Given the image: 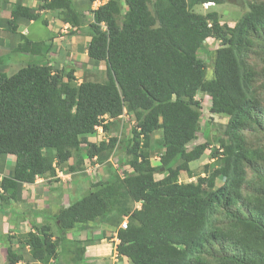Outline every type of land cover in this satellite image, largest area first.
<instances>
[{
    "label": "trees",
    "instance_id": "trees-1",
    "mask_svg": "<svg viewBox=\"0 0 264 264\" xmlns=\"http://www.w3.org/2000/svg\"><path fill=\"white\" fill-rule=\"evenodd\" d=\"M208 1L226 0H107L95 9L87 24V54L93 62L104 61L107 78L102 82L78 83L74 68L47 61L49 45L42 51L44 41L24 35L14 49L37 60L9 75L8 56L0 55V156H14L11 173L0 180L5 192L0 200L22 204L23 183L39 175L54 176V161L74 173L84 158L110 153L117 137L94 143L86 136L101 116L117 118L126 109L135 119L124 145L129 155L125 163L132 170H124L121 177L107 165L105 178L61 206L52 215L57 238L52 239L48 224L20 234L35 264L55 258L58 241L70 229L90 222L117 225L123 214L129 217L127 227L117 231L119 252L133 264H264V150L249 144L243 132L259 123V113L264 115V96L259 101L250 89L261 68L244 59L252 40L264 46V0H247V11L234 27L220 23L216 11L191 9ZM71 3L50 0L46 5L62 8L63 21L84 24L81 11ZM12 15L38 17L20 3ZM209 37L220 44L211 51L212 73L207 77L200 53H208ZM198 91L210 96L211 112L228 115L226 137L220 141L221 152L211 150L219 164L206 162L208 174L179 183L181 173L191 176L189 162L201 157L209 144L207 128L202 131L205 141L191 143L200 130ZM160 128L161 136L151 145V135ZM153 149L160 150L157 165L151 162ZM245 164L262 177L257 179L258 192L246 196ZM161 166L164 176L155 179ZM137 200L140 208L131 209ZM210 241L231 252L208 256L205 246ZM8 249L13 264L21 256ZM82 251L79 247L68 263L81 264Z\"/></svg>",
    "mask_w": 264,
    "mask_h": 264
},
{
    "label": "rangeland",
    "instance_id": "rangeland-1",
    "mask_svg": "<svg viewBox=\"0 0 264 264\" xmlns=\"http://www.w3.org/2000/svg\"><path fill=\"white\" fill-rule=\"evenodd\" d=\"M152 3L154 0H150ZM150 2V5H152V3ZM248 8V4H247V0H226L224 3L222 4H214V5H209L207 7L204 6H196L191 8L193 11H197V12H202L205 13L207 11H211V10H215L218 13V17L219 20L222 24H226L228 26H233L239 19L240 17L247 11ZM37 26H40L42 29L43 27V23L42 21L39 19L36 22ZM61 34V33H60ZM68 34H70L68 32ZM61 35H67V33H62ZM263 38V36H261ZM85 41L87 42V39H84L83 37L79 38V39H74L72 41V39L70 38V36H68L67 39L63 40V43L66 44L67 46L73 45L76 48L79 47V44H81L82 46L85 45ZM207 43V49H208V53L207 52H201L200 56L205 60L206 63V75L207 77H209L211 75V67H212V53L211 50H213L214 48H216L220 43L219 41L213 39V38H209L206 40ZM69 49V47H68ZM71 50V49H69ZM64 52V51H63ZM64 55L66 56V59L68 60V62L70 63L69 67L70 68H74L75 70V76L77 78V82H79L81 79L83 80H94V81H99L102 82L104 80H106V74H105V69H104V62H100L103 65V69L97 68V69H84L82 66V64L84 63V66L87 65H91V62H88L87 60H82V59H78L81 58V53H76L73 52L72 53H65ZM77 57V58H76ZM244 59L246 61L247 64H251L252 66H254L255 68H257L256 70H260L258 68H261L260 70V74L257 75V77L255 79H253L252 83H250V89L251 92L253 94V96H256L257 100H261L264 96V75L262 74V69L264 67V46L258 41V40H252L251 43H249V47L247 52L244 54ZM11 60V58H7V61ZM34 61L32 58L29 59L28 57H21L19 59V61L17 63L13 64H8L9 70L6 72L7 74H12L15 71H17V69L19 67L25 66L27 63ZM99 63V64H100ZM10 65V66H9ZM197 98L200 101L201 104V116H200V130L197 133V137L195 140L192 141V143L195 142H203L205 141V137L202 134V131L205 130V128L208 129V137H207V142L208 144V148L205 150V152L203 153V155L196 161H193L190 163V168H191V175L193 177H191V180H195L196 176L198 174H208V171L210 170V168L208 169V171H205L203 165L206 162H210L213 163L215 161L214 164H219V159H215V157H212L211 155V150L218 148L220 149V152L222 150V145L220 143L222 138H225L226 136L223 134V130L225 129V124L227 122L228 119V115L226 114H218V113H213L210 111V103H209V97L205 96L204 94L200 93L197 95ZM258 116H261V118L258 119L259 123H256L252 128H247L245 129L244 132V137L247 139L248 143L254 146H261L264 150V115L263 114H258ZM133 116H124L123 120L121 121H117L116 123H111L109 124L108 130H106L105 133V137L106 136H118L119 138L121 137V139L119 140V143L117 145L116 150L114 151V153L112 154L111 160L113 161L116 157L122 158V156L124 157L125 152L124 149L121 148L120 146L123 145V142L126 139L127 134H129L130 131V126L133 124ZM156 135L153 134L152 138H154ZM95 138V136H94ZM156 152L155 150L153 151V153ZM154 162H157L156 158L153 159ZM217 162V163H216ZM74 163V158H70L68 161L69 165H72ZM109 162H104L103 165L107 164ZM67 164V165H68ZM107 166L105 165L103 168V170L99 171V173L101 172V178H104L106 175H104V172H106ZM66 166L65 168H63L64 170H66ZM83 168V166H82ZM123 168L124 167L123 165ZM245 168V182L244 184H242V194L244 196L246 195H251V194H256L255 192H258V189L260 187V184L257 182L258 180H262V177H264V173L261 174L262 177H257V175L252 171L251 167L247 164L244 165ZM76 177V180H74L73 176H71V183L66 182L62 188V193H63V203H67V201L69 202V197L71 195V193H73L74 190H76L77 195L75 196V198L73 199H77L80 198L82 195L85 194V189L86 187L90 184V181L87 180L86 178V174L85 172L80 168V170L76 171L75 173H73ZM162 175L161 174H155L156 178H160ZM63 180H67L68 178V174L64 173L62 175ZM182 179V178H181ZM222 183V180H220L219 178L216 179V185H220ZM31 186L27 187V189L23 190V192H26L29 190ZM47 191V189H46ZM25 196L27 195V193H23ZM29 195V194H28ZM24 196V197H25ZM40 199H37L39 198ZM41 200V196L36 195L33 198V202H40ZM62 203V204H63ZM249 202H245L244 205H246L249 209L251 210V203ZM56 206H60L59 204L56 203ZM56 212V211H55ZM251 213V211H249ZM6 218V217H5ZM34 220H32L33 222ZM40 222H46L50 225V228H52V233L53 235H57V231H56V227L54 224V218H50L46 220H42L40 219ZM99 228H95L94 231H98ZM93 231V229H89L86 232H79L76 233V230L73 229L71 231H69L65 237L63 239H60L58 241V255L56 256V258L59 261L60 264H64L61 258V252L65 251V255L66 256H71L74 251H75V247H76V239L79 238L80 240H82V242H85V244L87 245L88 242H86V238L87 235L89 236L90 233ZM18 236L19 233L17 234ZM85 245V247H86ZM99 245H96L95 247H98ZM90 248L91 246L88 245L85 249V262H87L91 257L90 255H93L90 253ZM205 248L207 249V251L210 253L208 256H217L223 253H230L231 249H227L225 247H223L220 243H218L217 241H210L209 243L206 244ZM100 258H102V261L99 262H103L102 264H109L108 262H106V258H104L101 253H99ZM209 258V257H208ZM55 261L52 260L49 262V264H54ZM111 264V262H110ZM120 264H132L131 262H129V260L124 259L123 261L120 260Z\"/></svg>",
    "mask_w": 264,
    "mask_h": 264
},
{
    "label": "crops",
    "instance_id": "crops-1",
    "mask_svg": "<svg viewBox=\"0 0 264 264\" xmlns=\"http://www.w3.org/2000/svg\"><path fill=\"white\" fill-rule=\"evenodd\" d=\"M49 2L50 0H0V55L11 58L7 62V65L10 63L14 65L21 57L31 58L28 52H18L14 49L16 44L22 39L20 36L24 35L34 41H44L45 45L42 47V51L46 46H50L47 53V61H56L58 65L62 66L69 64L64 52L72 53L73 51L81 53L82 55L77 60L82 59L92 63V66L90 64L84 66L83 63L82 67L84 69H103L101 63L96 64L95 62L89 61L87 55V45L90 39L87 24L91 21L89 14L90 1L71 0L73 8L78 12L81 11L80 18H84V24L81 25H73L63 21L60 17L62 8L57 7L52 9L47 7L46 4ZM17 3H20V6L27 7L31 12L37 14V19L15 18L12 15V9ZM39 19L43 23V29L36 25ZM60 33H67V35H61ZM68 36H70L72 41L83 37L87 39V42L85 41V45L83 46L79 44L78 48L73 45L67 46L63 43V40L67 39ZM32 58L34 60L38 59L34 55ZM9 68L8 66L5 67V71L7 72ZM13 165L14 156H0V175L10 174ZM29 186H31L29 190L23 192ZM62 188L63 186L60 181L55 179L50 180L49 177L43 176L37 178L33 183H24L22 185L21 198L24 202L22 204L20 203L21 205H18V202H10L7 205L0 203V264L7 263V248L9 246L12 248L13 254L22 256V259L16 264L31 261V259L29 260V248L19 243L17 234L19 233L20 235L32 230V224L44 223L40 222V219L46 220L47 218L48 221L50 216L57 210L58 206H56V202H59L64 197L61 191ZM23 193H27V195L25 196ZM38 194L43 200L33 202L34 196ZM37 199H40V197ZM59 203L61 206L66 205L62 204L61 201ZM43 207L47 208L44 212L38 211ZM32 220L34 221L32 222ZM108 251V244L100 245L99 253H108Z\"/></svg>",
    "mask_w": 264,
    "mask_h": 264
},
{
    "label": "clouds",
    "instance_id": "clouds-1",
    "mask_svg": "<svg viewBox=\"0 0 264 264\" xmlns=\"http://www.w3.org/2000/svg\"><path fill=\"white\" fill-rule=\"evenodd\" d=\"M107 0H105L104 2H102V3H100V4H98V5H94V3H93V0H91L90 1V9H89V14H90V16H91V20H92V17H93V11L95 10V9H97L99 6H101L103 3H105ZM224 3V2H223ZM214 4H217V3H214V2H212V1H208V2H203V3H201V4H196V5H194V7H196V6H204V7H207V6H209V5H214ZM220 4H222V3H220ZM212 11V10H211ZM213 11H215V10H213ZM194 12H197V11H195L194 10ZM208 12V11H207ZM217 12V11H216ZM197 13H201V14H205V13H202V12H197ZM242 17V16H241ZM241 17H240V19H241ZM239 19V20H240ZM238 20V21H239ZM220 21V20H219ZM237 21V22H238ZM236 22V23H237ZM221 23V22H220ZM235 23V24H236ZM235 24L233 25V26H231V27H234L235 26ZM209 38H212V37H209ZM209 38H207V39H209ZM206 39V40H207ZM214 39V38H213ZM205 40V41H206ZM218 41V40H217ZM88 46V45H87ZM219 46V45H218ZM217 46V47H218ZM215 49V48H214ZM212 51V50H211ZM88 55V54H87ZM88 60L89 61H91L90 59H89V56H88ZM93 62V61H92ZM100 62H102V61H99V62H95L96 64H99ZM104 62V61H103ZM27 65V64H26ZM68 67L67 68H70L69 67V65H70V63L69 64H66ZM104 66H105V63H104ZM23 67V66H22ZM19 68H21V67H19ZM18 68V69H19ZM17 69V70H18ZM104 69H105V74H106V66L104 67ZM211 70H212V67H211ZM75 71V70H74ZM211 73H212V71H211ZM74 74H75V72H74ZM10 75V74H9ZM76 77V76H75ZM210 77V76H209ZM77 79V78H76ZM83 79H81L79 82H81ZM88 80H90V79H88ZM91 81H94V80H91ZM78 82V83H79ZM200 93H202V94H204L205 96H208L209 97V103H210V105H211V98H210V96L207 94V93H205L204 91H198L197 93H196V95H195V98L197 99V100H199L198 98H197V95L198 94H200ZM200 102V101H199ZM200 106H201V104H200ZM209 108H210V106H209ZM200 111H201V107H200ZM124 116H133L132 115V113L131 112H128L126 109H124L123 110V112H122V114H120L117 118H112V117H110V116H108L107 114H105V115H103V116H101L100 117V122L97 124V125H95V127H94V132L93 133H90V134H87L86 136H87V140L88 141H91V142H94V143H98V142H100V141H108V139L110 138V137H113V136H106L105 137V133H106V130H108V128L107 129H105V127H104V125L106 126H108L109 127V124H111V123H116L117 121H122L123 120V118H124ZM133 118H134V116H133ZM133 124L130 126V131H129V134H127V136L129 135V137H131V129H132V127L134 126V123H135V119H133ZM161 132H162V129L160 128V129H158L157 131H155L153 134H155L156 136L154 137V138H152V135H151V140H150V144L152 145L153 143H154V141L157 139V138H159L160 136H161ZM94 136H95V138H94ZM127 136H126V139H127ZM116 137V136H115ZM117 138H118V140H117V142H116V144H115V146H114V148L112 149V151L110 152V153H108L107 155H104V156H102V157H99L98 156V154H94L93 156H91V157H86V158H84L83 160H82V163H81V167H79V169H77L76 171H78V170H80V168L85 172V174H86V179L88 180V177L89 178H91V180H90V183L91 182H96V181H98V180H100L101 179V172L99 173V171H101V170H103L104 168V166L106 165H110V167L113 169V170H115V172H117L121 177H123V171L124 170H127V171H131L132 169H131V167L128 165V164H126L125 162H127V158L129 157V155L128 154H126V149L124 148V145H125V141H126V139H125V141L123 142V145H121L120 147L121 148H123L124 149V152H125V155H124V157L122 156V158H120L119 159V157H116L113 161L111 160V157H112V154L114 153V151L116 150V148H117V145H118V143H119V140L121 139V137L119 138L118 136H117ZM193 141V140H192ZM192 141H191V143H192ZM156 151V152H154L153 153V151ZM219 151H220V149H218ZM158 151H160V150H158V149H153L152 150V152H151V155H150V158H151V162H152V164L153 165H157L158 164V162H159V156H160V154H159V152ZM13 156V155H12ZM154 158H156V160H157V162H154L153 161V159ZM200 158V157H199ZM199 158H196V159H194V160H192V161H190L189 162V166H190V163L191 162H193V161H196V160H198ZM121 161H123V163L121 164L120 162ZM55 162V161H54ZM53 162V166H54V168H55V175L54 176H49V179L50 180H52V179H55V180H58V181H60L61 183H62V186H64V184L66 183V182H69V183H71V176H74V174L73 173H71V172H65V171H63L62 169H60L58 166H56L55 165V163ZM104 162H109V163H107V164H105V165H103V163ZM73 165V164H72ZM123 165H124V167H126V168H123ZM82 166H83V168H82ZM107 168V167H106ZM75 171V172H76ZM107 171V170H106ZM163 171V167L161 166L160 167V171H158V172H155L154 174H153V176H154V178L155 179H159V178H156L155 177V174H161L162 176L160 177V178H162L163 176H164V173L162 172ZM74 172V173H75ZM64 173H67L68 174V178H67V180H63V178H62V175L64 174ZM104 175H108V173H106V172H104ZM206 174H198L197 176H205ZM4 176V175H3ZM2 175H0V180H1V178L3 177ZM105 176V177H106ZM197 176L195 177L196 179L195 180H191V177H193L192 175L191 176H187V175H184V174H182L181 173V175H179V177H178V179H177V181L180 183V182H195L196 180H197ZM39 177H43V175H39V176H37L36 178H35V180L37 179V178H39ZM104 177V178H105ZM182 178V179H181ZM35 180L33 181V182H35ZM33 182H31V183H33ZM24 184V183H23ZM65 187V186H64ZM87 188H88V186L86 187V189H85V191L87 190ZM22 192V191H21ZM5 192H4V189L0 186V194H4ZM77 195V192H76V190H74L73 191V193H71V195H70V197H69V202L67 201V203H63L62 201V199L61 200H59V202L61 201L63 204H66L65 206H67L69 203H70V201H72L73 200V198H75V196ZM10 202H15V203H17L16 201H13V200H11V201H7V200H0V203H4L5 205H7V204H9ZM59 202H56L57 204H59L60 206L59 207H57V210L61 207V204L59 203ZM19 205V204H18ZM140 206H141V200H137V201H134V203H133V205H132V207H131V209H139L140 208ZM45 209L44 210H46L47 208L46 207H44ZM49 209V208H48ZM57 210H56V212H57ZM42 212H44V211H42ZM56 212H54V213H56ZM53 213V214H54ZM52 214V215H53ZM52 215L50 216L51 218H52ZM128 217H129V214H123L122 216H121V219H119V222H118V224L117 225H110V224H108V226H106V225H104V224H102V223H97V222H90L86 227H84V228H79V229H75V228H73V229H75L76 230V233H81V232H86L87 230H89V229H93V231L90 233V235L88 236L87 235V238H86V242H88V244L86 245L85 244V242H82V240H80L79 238H77L75 241H76V247H75V251H74V253L71 255V256H66V257H64V255H65V251H63V252H61L62 254H61V258H63L62 259V261H63V263H64V259H65V262L67 261V264H69L68 263V261L69 260H71V258L75 255V253L78 251V248L79 247H81L82 249H83V251L81 252V254H82V263L81 264H102L103 262H99V261H102L101 259L102 258H100V254H99V249H100V245H102V244H108L109 245V251H108V253H103L102 255H104L103 257L104 258H106V259H104V260H106V262H108L109 264H110V262H111V264H120V260L121 261H123L124 259H127V260H129V262H131L132 264H133V261L131 260V258L129 257V256H126L125 254H121L120 252H119V246H120V244H121V238L118 236V229H125L126 227H127V223H128ZM47 219V218H46ZM50 219V218H49ZM43 224H48V223H46V222H44V223H40V224H32V230H29V231H34L35 230V227L34 226H40V225H43ZM106 224V223H105ZM49 225V224H48ZM99 228V230L98 231H94V229L95 228ZM73 229H70L69 231H71V230H73ZM57 231V230H56ZM68 231V232H69ZM51 232H52V228H51ZM67 232V233H68ZM26 233V232H25ZM53 234V233H52ZM57 238L58 237V233H57V235L55 236V235H53L52 236V239L53 238ZM18 241H19V243H22L23 244V246H27L28 248H29V252H30V247H29V245L28 244H26L25 242H23L22 240H20L19 239V236H18ZM85 245H86V247L88 246V245H90L91 246V248H90V253L91 254H93V255H90V259L87 261V262H85L86 260H85V252H86V247H85ZM96 245H99L98 247H95ZM22 246V247H23ZM10 247V246H9ZM8 247V248H9ZM7 248V250H9ZM10 250H12V248L10 247ZM13 253V252H12ZM56 253H57V255H58V248L56 249ZM13 255H16V254H13ZM56 255V256H57ZM18 256H21V255H18ZM22 259V256L20 257V259L18 258L16 261H15V263H13V264H16V263H18L20 260ZM31 259V261L30 262H20L19 264H29V263H32V264H35L36 263V260H33V258H32V256H31V254H30V258H29V260ZM52 260H54L55 261V263L54 264H57L59 261H61V260H58L56 257L55 258H52V259H50L49 260V262L50 261H52ZM49 262H48V264H49ZM6 264H12V263H10L9 262V259H8V253H7V263ZM65 264V263H64Z\"/></svg>",
    "mask_w": 264,
    "mask_h": 264
},
{
    "label": "built area",
    "instance_id": "built-area-1",
    "mask_svg": "<svg viewBox=\"0 0 264 264\" xmlns=\"http://www.w3.org/2000/svg\"><path fill=\"white\" fill-rule=\"evenodd\" d=\"M105 0H93V3H94V5H98V4H100V3H102V2H104Z\"/></svg>",
    "mask_w": 264,
    "mask_h": 264
}]
</instances>
